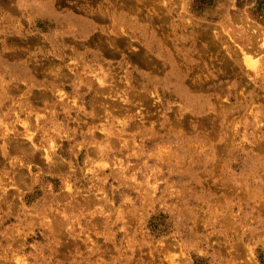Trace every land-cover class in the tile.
<instances>
[{
	"label": "rangeland",
	"instance_id": "1",
	"mask_svg": "<svg viewBox=\"0 0 264 264\" xmlns=\"http://www.w3.org/2000/svg\"><path fill=\"white\" fill-rule=\"evenodd\" d=\"M0 264H264V0H0Z\"/></svg>",
	"mask_w": 264,
	"mask_h": 264
},
{
	"label": "bare ground",
	"instance_id": "2",
	"mask_svg": "<svg viewBox=\"0 0 264 264\" xmlns=\"http://www.w3.org/2000/svg\"><path fill=\"white\" fill-rule=\"evenodd\" d=\"M142 3H143V2H142ZM158 19H159V18H158ZM160 20H161V19H160ZM161 21H163V20H161ZM113 45H114V47H115L116 49H117V48L122 49V47H121L122 44H121L120 41L114 42ZM116 49H115V50H116ZM119 51H121V50H119ZM140 55H141V54H139V53H138V54H135V55L133 56V59H132L133 62H134V60H135V61H139V63H140L141 60H144L142 57H140ZM112 56H113V55H112ZM139 63H138V64H139ZM142 63H143V62H142ZM144 63H146L145 60H144Z\"/></svg>",
	"mask_w": 264,
	"mask_h": 264
}]
</instances>
